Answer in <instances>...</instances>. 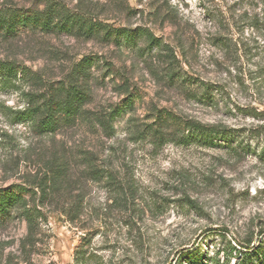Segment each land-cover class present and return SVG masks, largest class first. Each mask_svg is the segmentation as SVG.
<instances>
[{
  "label": "rangeland",
  "instance_id": "obj_1",
  "mask_svg": "<svg viewBox=\"0 0 264 264\" xmlns=\"http://www.w3.org/2000/svg\"><path fill=\"white\" fill-rule=\"evenodd\" d=\"M49 5L158 44L25 26L0 36V60L20 67L19 90L0 91V188L48 196L44 217L18 207L0 224V264H74L89 240L92 264H182L191 249L239 264L231 247L264 238V0H0ZM72 80L90 95L76 122L39 134L11 114L21 91ZM116 106L127 110L111 120ZM188 119L231 135L183 143Z\"/></svg>",
  "mask_w": 264,
  "mask_h": 264
},
{
  "label": "trees",
  "instance_id": "obj_2",
  "mask_svg": "<svg viewBox=\"0 0 264 264\" xmlns=\"http://www.w3.org/2000/svg\"><path fill=\"white\" fill-rule=\"evenodd\" d=\"M30 27L41 29L42 31L55 30L68 33H76L81 36H91L103 32L113 38L117 44H128L138 46L141 36H147L149 45H157L158 38L146 30L140 28H113L107 23L92 21L89 17L83 16L72 10L54 8L52 5L43 10L35 8H17L4 7L0 9V36L4 34L16 33L19 28ZM20 67L12 60H0V91L6 88L19 90V71ZM24 98V107L11 109V114L20 122L30 123L39 134L55 132L67 124L76 122L83 117L85 107L90 100V95L82 83L69 81L61 85L48 89L46 92L21 91ZM127 107L116 106L110 112L111 120L117 119L126 112ZM106 124V121H102ZM181 135L183 143L196 141L205 145H215L217 140H226L231 135L229 129L217 124H204L194 119H188L185 122L184 132ZM161 132L160 135H163ZM111 176V174H108ZM39 190L22 184H12L6 188H0V224L17 215L27 221L35 222L44 217L40 205H43L48 199L46 189L42 184L38 185ZM33 200H29L27 195ZM188 205L199 208L197 201L187 198ZM21 208L17 215L13 213L14 209ZM78 209L77 212L78 213ZM76 215V214H74ZM264 234V229L261 230ZM252 239L244 245V249H236L240 255L239 264H264V238L258 244L253 245ZM84 242L79 244L75 251L74 264H92L91 255H88ZM189 262V264H205V255L198 249H191L181 254L180 263ZM214 264H220L215 261Z\"/></svg>",
  "mask_w": 264,
  "mask_h": 264
}]
</instances>
